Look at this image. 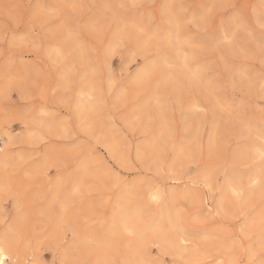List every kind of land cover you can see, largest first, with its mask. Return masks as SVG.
<instances>
[{"label": "snow or ice", "instance_id": "snow-or-ice-1", "mask_svg": "<svg viewBox=\"0 0 264 264\" xmlns=\"http://www.w3.org/2000/svg\"><path fill=\"white\" fill-rule=\"evenodd\" d=\"M0 82V264H41L36 215L58 218V264H264V0H3ZM97 123L121 135L131 176L81 158Z\"/></svg>", "mask_w": 264, "mask_h": 264}, {"label": "rangeland", "instance_id": "rangeland-1", "mask_svg": "<svg viewBox=\"0 0 264 264\" xmlns=\"http://www.w3.org/2000/svg\"><path fill=\"white\" fill-rule=\"evenodd\" d=\"M3 2V0H0ZM25 3H28L29 0H24ZM47 2H54V0H47ZM94 2V0H93ZM177 2L183 3H198L200 0H177ZM116 64L119 67L120 65V58H115ZM134 70V69H133ZM0 86H2V82H0ZM12 102H8L10 107H16L17 104H22L23 101H20L18 95L12 96ZM5 101L3 97L0 96V145H4L2 140L4 141L7 139V136L4 134V122H3V105ZM45 120H50V117H45ZM75 123V122H74ZM193 123H195L193 121ZM121 125L118 120L116 129H120ZM28 129H25L24 125L19 122H13L9 125V132L13 137H16L19 134L18 139L16 140V144L19 147L16 149L17 152H22L25 158H28L29 155L33 157V160L29 162L27 168L29 171H32L36 168L43 169V157L38 155L37 153L33 152L32 149L28 148L23 141L27 137ZM31 131L35 132L37 135L44 134L39 128H32ZM180 135H185L183 129L180 130ZM192 134H189L191 138ZM129 139L131 141V159L135 161L136 159V145L137 143L144 142V135L143 131L137 132L135 135L129 134ZM151 139V137H149ZM207 135H204V143L207 145ZM46 140L51 145H63L66 144L68 141L65 140H56L55 137H47ZM122 137L121 135L114 130L112 127L105 126V124L97 123L95 126L94 134L84 135L81 134V146L83 148V155L82 159H86L90 162H95L98 166H102L103 168H112L113 170L120 171L122 175L131 176V172L125 171L121 167V159L118 153L119 144L121 143ZM170 147V146H169ZM235 148V145H232V148L228 149V159L229 163H233L231 158L232 149ZM4 155V154H3ZM4 160V158H3ZM0 162V166L3 164ZM235 166L237 171L244 172L246 169L244 165L249 163V161L245 160H236ZM50 176L45 177L41 175L38 176L36 181V187L34 189V194L38 199H43L44 196L48 193L50 187H54L56 184V170L55 168H50ZM147 175H151V173H146ZM180 179V183H176L173 179H165L162 182L168 184L169 186L173 187L175 190L179 191L182 190L185 186V183L188 182L187 177H178ZM51 182V183H50ZM257 192V196H258ZM11 204L6 206H0V214H8L11 211ZM40 219V220H39ZM34 221L36 223V230L33 234L32 244L33 248L36 250V255L38 259L41 261V264H53V261L56 260L57 264L59 261V257L62 256L63 250L61 247L62 244V237L58 231V218L53 217L51 220L45 219L36 215L34 217ZM61 237V238H60ZM70 239V237H69ZM151 243V239L148 240ZM158 243L162 241H156ZM43 243V244H42ZM155 250H153V255H155Z\"/></svg>", "mask_w": 264, "mask_h": 264}, {"label": "bare ground", "instance_id": "bare-ground-1", "mask_svg": "<svg viewBox=\"0 0 264 264\" xmlns=\"http://www.w3.org/2000/svg\"><path fill=\"white\" fill-rule=\"evenodd\" d=\"M4 141L2 140V143H3ZM4 147V145H0V148H3ZM3 158H4V155H3V153H0V162H2V160H3ZM4 161V160H3ZM42 176V175H41ZM40 220V219H39ZM61 238V237H60ZM43 244V243H42Z\"/></svg>", "mask_w": 264, "mask_h": 264}]
</instances>
